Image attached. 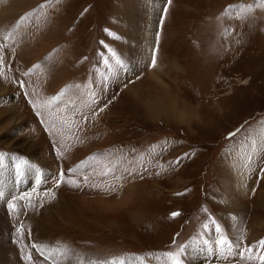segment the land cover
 <instances>
[{
  "label": "rangeland",
  "instance_id": "obj_1",
  "mask_svg": "<svg viewBox=\"0 0 264 264\" xmlns=\"http://www.w3.org/2000/svg\"><path fill=\"white\" fill-rule=\"evenodd\" d=\"M0 264H264V4L0 0Z\"/></svg>",
  "mask_w": 264,
  "mask_h": 264
},
{
  "label": "bare ground",
  "instance_id": "obj_2",
  "mask_svg": "<svg viewBox=\"0 0 264 264\" xmlns=\"http://www.w3.org/2000/svg\"><path fill=\"white\" fill-rule=\"evenodd\" d=\"M154 30V28L152 29V31ZM143 44L145 45V46H147L148 48H149V50H150V48L152 47V44H148V43H146V40H144L143 41ZM136 48H137V51L135 52V45H133V47H132V49H131V51H129L128 53H127V55H128V58H127V62H131L132 61V59L134 58V56L136 55V54H140V51H141V49H142V46H138L137 47V45H136ZM149 50H148V52H149ZM136 53V54H135ZM142 54V53H141ZM146 76H148L147 78H150L151 79V77L149 76V75H146ZM239 83V86H250V80H249V83H248V81L246 80V81H239L238 82ZM165 91V90H164ZM164 95L166 96V98H165V96H164V98L163 99H159V101H160V104L158 105L156 102H145V100H144V104L143 105H141L140 106V111H141V113H142V115L144 116V117H146V118H148V119H150V118H156V119H158V118H163V116L165 117V120L167 121H170L171 122V119H173L174 117H175V119L176 120H178V121H186L187 119H188V113H187V111H186V109L185 108H183V107H181V109L180 110H178V112L172 107V105L170 104L171 102H172V104L174 103H176V104H178V102L176 101V100H173V98L171 97V96H169V94L166 92V93H164ZM137 96V95H136ZM137 98V97H136ZM138 99V98H137ZM217 99H215V100H213V101H216ZM164 101H167V102H170L169 104H166L165 103V105H161V104H163L164 103ZM179 102H181V101H179ZM175 104V105H176ZM170 107H172V108H170ZM183 108V109H182ZM76 110V109H75ZM175 110V111H174ZM78 113H82V114H85V116H83L82 118L83 119H86L87 121H92L91 120V118L89 117L88 119H87V111H81V110H78L77 111ZM191 117V116H190ZM175 121V120H174ZM263 136V135H262ZM258 138V137H257ZM259 142H260V140H257V141H255L254 143H255V146H256V144H259ZM41 146V145H40ZM37 147H38V145H37ZM38 153H40L41 154V151L40 152H38ZM44 153H46L45 151H44ZM39 154V155H40ZM46 155V154H45ZM42 157V156H41ZM43 158V157H42ZM41 161H43L42 159H41ZM45 163V162H44ZM124 168V167H123ZM127 167H125L124 169H122L121 167H118V168H116V167H114L113 166V175H114V177L116 176V180L117 181H120L125 187L124 188H128V187H130V185H128V183H129V180H131V178H130V176L128 175V169H126ZM119 169H121V170H119ZM100 170H102V168L100 167ZM98 172L99 171H96V174H98ZM131 187H133L132 185H131ZM127 191V190H126ZM131 194V193H130ZM123 199L120 201L121 203H122V205H126L127 204V202H128V194H127V192H124L123 193ZM128 197V198H127ZM98 200V199H97ZM101 203V202H100ZM262 203V202H261ZM84 204V203H83ZM107 204V206H109V205H112V204H108L107 202L105 203H103V205H106ZM115 205L116 206H122L121 204H119L118 202L117 203H115Z\"/></svg>",
  "mask_w": 264,
  "mask_h": 264
},
{
  "label": "snow or ice",
  "instance_id": "obj_3",
  "mask_svg": "<svg viewBox=\"0 0 264 264\" xmlns=\"http://www.w3.org/2000/svg\"><path fill=\"white\" fill-rule=\"evenodd\" d=\"M259 2L262 3V4H264V0H259ZM153 63H154V61H153ZM61 176H63V173H61ZM10 207H11V205H10ZM174 215H175V214H174ZM218 243H219L221 246H223V245H225V244L227 243V241L224 240V239L222 238V239H220V240L218 241Z\"/></svg>",
  "mask_w": 264,
  "mask_h": 264
}]
</instances>
